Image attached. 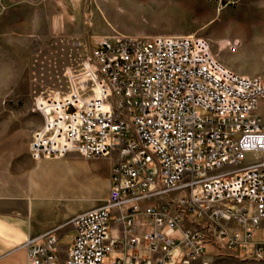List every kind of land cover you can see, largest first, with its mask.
Here are the masks:
<instances>
[{
	"label": "built area",
	"instance_id": "built-area-1",
	"mask_svg": "<svg viewBox=\"0 0 264 264\" xmlns=\"http://www.w3.org/2000/svg\"><path fill=\"white\" fill-rule=\"evenodd\" d=\"M56 77L31 107L42 118L31 159L77 152L115 163L105 201L73 217L65 260L52 230L28 239L26 264H264V72L234 71L206 37L118 35ZM125 201L131 236L120 241L110 219ZM186 219L198 228L180 230ZM119 248L125 257L112 256Z\"/></svg>",
	"mask_w": 264,
	"mask_h": 264
},
{
	"label": "rangeland",
	"instance_id": "rangeland-1",
	"mask_svg": "<svg viewBox=\"0 0 264 264\" xmlns=\"http://www.w3.org/2000/svg\"><path fill=\"white\" fill-rule=\"evenodd\" d=\"M118 35L206 37L234 71L264 72V0H0L1 160L25 166L31 135L42 125V118L31 112L34 98L59 87L57 73L89 55L98 38ZM230 40L240 41L237 52L229 50ZM49 159L56 163H35V178L57 185L79 208L105 201L115 154L86 159L73 152ZM148 202L157 201L141 200ZM71 241L70 236L59 240L62 256Z\"/></svg>",
	"mask_w": 264,
	"mask_h": 264
},
{
	"label": "crops",
	"instance_id": "crops-1",
	"mask_svg": "<svg viewBox=\"0 0 264 264\" xmlns=\"http://www.w3.org/2000/svg\"><path fill=\"white\" fill-rule=\"evenodd\" d=\"M25 160L26 164L22 167L21 162L14 159L8 158V162L0 159V264H26L28 239L48 231H56L60 239L70 236L73 240L75 228L72 219L88 208H79L73 197L58 192L57 185L35 178V162L28 150ZM30 161L33 163L30 164ZM41 162L47 165L56 163L49 158ZM131 206L132 201H125L112 209L110 231L114 239L123 241L131 236L127 225V217L132 215ZM145 206L139 202L141 209ZM139 218L143 222L147 220L145 215ZM190 228H198V225L187 219L181 223L180 230ZM144 232L145 227H142L138 234L143 236ZM143 240L146 243V239ZM159 255L158 252L143 251L144 257ZM60 256L64 261L66 255ZM112 256L125 257L126 252L119 248Z\"/></svg>",
	"mask_w": 264,
	"mask_h": 264
}]
</instances>
